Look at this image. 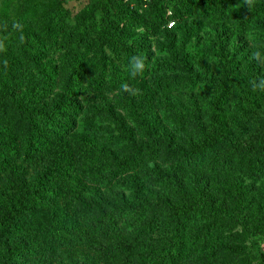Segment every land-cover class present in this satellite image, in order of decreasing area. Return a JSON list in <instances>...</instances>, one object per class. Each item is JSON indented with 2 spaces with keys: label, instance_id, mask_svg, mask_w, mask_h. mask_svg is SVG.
Segmentation results:
<instances>
[{
  "label": "trees",
  "instance_id": "1",
  "mask_svg": "<svg viewBox=\"0 0 264 264\" xmlns=\"http://www.w3.org/2000/svg\"><path fill=\"white\" fill-rule=\"evenodd\" d=\"M54 1L48 15L21 0L14 19L0 17V264H264L256 241L264 239V113L253 118L255 129L231 136L220 123L163 102L158 138L134 122L143 142L113 110L124 108L122 85L140 83L150 103L187 84L147 64L143 38L186 18L243 35L264 23V0L251 7L244 0H87L72 24L62 0ZM37 11L41 40L22 32ZM46 53L55 54L54 64ZM133 57L144 60L142 73L132 74ZM239 76L256 96L248 76ZM77 122L91 136L115 130L100 138L122 145L123 156L74 139ZM155 160L169 170L139 173L154 201L100 191ZM33 161L43 163L40 170L22 180V166Z\"/></svg>",
  "mask_w": 264,
  "mask_h": 264
},
{
  "label": "rangeland",
  "instance_id": "2",
  "mask_svg": "<svg viewBox=\"0 0 264 264\" xmlns=\"http://www.w3.org/2000/svg\"><path fill=\"white\" fill-rule=\"evenodd\" d=\"M5 0H0V6ZM21 0H8L7 11L0 17L14 19L16 10ZM38 9L46 15L56 10L54 0H33ZM87 0H62L61 9L65 12L66 23L72 24L76 12L86 3ZM30 9L27 11L28 13ZM97 20V18L95 19ZM43 23V18L39 11L35 12L31 21L23 28L22 32L39 40V27ZM135 38L139 39L140 32H136ZM145 42V54L148 59L147 64L162 65L165 69V76L176 79L184 78L187 82L182 88L166 94H155L152 102L147 103L143 92L138 90L135 95L127 92L124 101L120 105L124 108L114 107V112L124 117L125 126L134 129V140L145 141L146 138L138 135V130L134 127V122L143 121V125L150 132L149 138L155 140L161 135V130L157 126V120L163 121V111L159 108L163 102L172 103V107L182 114H192L204 123H220L222 130L231 136H236L239 131L245 129L251 131L255 129L256 123L253 118H257L258 113H264V106L259 98L264 99V90L259 87L261 80L264 79V23L254 24L252 30L243 35L231 34L228 30L218 24L205 25L202 21L194 18H186L179 23L168 21L161 33L155 38H143ZM177 41L184 46L179 50L174 44ZM179 51V53H178ZM45 56L47 63L54 64L55 54ZM106 58L111 59L108 52ZM239 74L247 75L252 86L255 82L257 88L254 95ZM142 96L144 100L139 101ZM110 103L116 100L109 98ZM119 107V106H118ZM124 110V111H123ZM130 115L131 119L125 118ZM132 117L136 118L135 121ZM83 122H77L73 133L74 139H91L97 146L98 151H106L115 157H122V145H115L112 142L101 140V135H117L114 130L109 131L101 128L99 134L91 136V131L84 127ZM168 128V127H167ZM110 132V133H108ZM43 163L33 161L22 166V180L28 181L41 168ZM40 165V166H39ZM153 169L155 173H166L169 170L167 165L158 161L145 163L137 167L135 171H128L115 178L110 185H101L100 191L105 195L118 197L126 201L130 200L131 195L148 194L150 201L156 199V193L150 190L139 173H146ZM244 185L257 186L250 180L241 178ZM5 194V188L0 186V195ZM1 202V201H0ZM257 244L264 252V239L256 238Z\"/></svg>",
  "mask_w": 264,
  "mask_h": 264
},
{
  "label": "clouds",
  "instance_id": "3",
  "mask_svg": "<svg viewBox=\"0 0 264 264\" xmlns=\"http://www.w3.org/2000/svg\"><path fill=\"white\" fill-rule=\"evenodd\" d=\"M244 2L251 7L254 3V0H244ZM3 50V45L0 44V51ZM131 67H132V74L136 75L137 73H142L144 70V60L141 57H133L132 62H131ZM122 88L126 92H132L133 95L137 93L138 90H132L128 87V85H122ZM257 88L255 82H253V90ZM261 90H264V79L261 80V85L259 87Z\"/></svg>",
  "mask_w": 264,
  "mask_h": 264
}]
</instances>
